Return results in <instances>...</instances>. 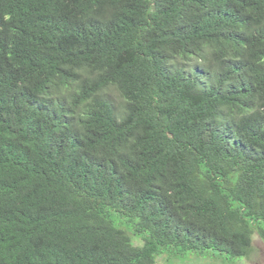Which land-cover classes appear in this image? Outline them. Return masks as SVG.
Segmentation results:
<instances>
[{
    "label": "trees",
    "instance_id": "trees-1",
    "mask_svg": "<svg viewBox=\"0 0 264 264\" xmlns=\"http://www.w3.org/2000/svg\"><path fill=\"white\" fill-rule=\"evenodd\" d=\"M255 233L264 0H0V264L248 257Z\"/></svg>",
    "mask_w": 264,
    "mask_h": 264
},
{
    "label": "rangeland",
    "instance_id": "rangeland-1",
    "mask_svg": "<svg viewBox=\"0 0 264 264\" xmlns=\"http://www.w3.org/2000/svg\"><path fill=\"white\" fill-rule=\"evenodd\" d=\"M136 244H141V239H134ZM253 249L250 255L226 258L219 255L200 256L193 252H183L177 256H172L169 250H166L157 258L159 264H264V240L257 233L252 236Z\"/></svg>",
    "mask_w": 264,
    "mask_h": 264
}]
</instances>
